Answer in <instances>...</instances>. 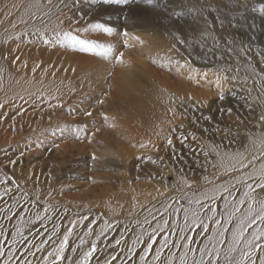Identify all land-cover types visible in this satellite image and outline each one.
Instances as JSON below:
<instances>
[{"label": "rangeland", "instance_id": "374dc122", "mask_svg": "<svg viewBox=\"0 0 264 264\" xmlns=\"http://www.w3.org/2000/svg\"><path fill=\"white\" fill-rule=\"evenodd\" d=\"M65 3L69 7L60 0H0V200L18 195L19 205L43 209L44 227L48 220L73 230L81 219L90 227L102 223L94 233L107 250L117 248L116 259L102 264H131L143 250L141 240L116 239L128 228L125 217L159 199L157 191L176 193L177 178L205 180L214 169L212 146L227 147L245 126L262 120L248 90L256 80L242 74H256L264 93V37L249 36L264 17V0ZM219 10L231 18L217 17ZM211 12L208 32L195 31ZM94 22L116 31L80 35L112 44L113 57L123 53L120 61L40 39ZM233 35L241 37L237 46ZM204 73L214 78L200 77ZM65 126L84 130L77 138L59 131ZM178 198L186 204L185 194ZM201 204L198 213L208 208ZM6 209L0 206V218ZM160 220L166 224L169 217L162 213ZM142 226L138 221L133 229ZM86 238L90 249L93 236Z\"/></svg>", "mask_w": 264, "mask_h": 264}, {"label": "bare ground", "instance_id": "6f19581e", "mask_svg": "<svg viewBox=\"0 0 264 264\" xmlns=\"http://www.w3.org/2000/svg\"><path fill=\"white\" fill-rule=\"evenodd\" d=\"M217 15L222 20L231 18V15L229 16L223 10H219ZM206 18L198 20L194 26L195 31L203 32L207 30L209 20L212 18V12ZM263 21L264 17L257 18L256 22H254L252 28L254 33L249 34L251 38H258L260 35L264 37V25H261ZM229 39L234 46H237L241 41L239 35L230 36ZM261 41L263 42L260 43L261 46H264V38ZM169 43L172 44L171 40ZM249 71L244 72L242 76L244 78L248 77L247 79L251 78L254 81L256 80L253 88L248 90L257 99L255 101L258 109L256 110V114L262 119L264 117V93L262 92L260 94L261 91L259 92L260 87L258 86L257 78H255L256 74L254 77ZM192 74L194 73L190 74L185 72L183 75L185 77L187 75L191 76ZM195 75H192V77ZM202 76L208 78V80L209 78H214L212 75L205 73L200 74V77ZM6 78L9 79L10 76L9 78L6 76ZM262 81H264V76ZM16 89L17 87H13L12 89H6V91L7 93H11ZM238 103L236 100L235 104L237 106L240 105ZM230 143L227 147L218 146L217 144L212 146L211 151L213 153L214 169L210 171L205 180L197 178L195 183V181H181L179 180L180 178H177L178 180H175V184L179 190H176V193H172L173 191L169 193L165 189L155 192L154 195L160 196L159 199L151 201L145 209L143 207H137L138 209H135L136 211L133 215L125 217L129 221L128 228L122 232L119 231L116 239L122 240L126 236L125 239L141 240L139 246L143 250L146 247L145 242H150L149 237L155 236L156 243L153 245V254L148 257L149 264H152L154 249L160 246L159 242L165 237L172 243L161 252L162 260L169 253H173L175 254L176 264H179L180 256L185 251L183 248L184 244H189L190 248L194 249V251L187 253V259L189 261L193 258L198 259L201 255L199 249L205 247L208 249H219L221 264H226L232 258L239 259L240 252L246 250L245 239H251L252 232L256 231L258 227V225H254L248 228L246 222L249 215L248 206L252 204L254 210L252 214L254 215L259 205L248 196H245V193L249 191L247 185L253 184V179L258 180L259 174L262 168H264V119L256 126H245L243 134L237 138H231ZM191 182L193 184L187 185ZM29 187L33 188L32 185H29ZM41 192L46 193L45 190ZM256 192L258 195L264 197V193H261L259 189ZM181 194H185L186 204L179 202L178 197ZM203 201H205L204 205L201 204ZM241 201L244 202L241 203ZM19 204L20 199L18 195H13L6 201L0 200V206L7 208V211L0 218V242H3L0 244V247L5 249V255L0 257V264H3V261L7 258L9 249L15 250L13 253V264H21V258L30 261L31 264H44V257H47L49 253H54V250L59 247L67 230L71 227L70 225H66L61 230L56 227L55 223L49 220L44 227L45 211L43 209L36 207L26 208L23 204ZM199 204L202 205L201 207L208 208L198 213L197 211L200 207L197 205ZM235 209H237V212H235ZM15 210H17L16 213L11 215ZM146 212H149V216L145 214ZM151 213L154 216L153 218L150 217ZM162 213H166L169 217L166 224L160 220ZM192 213H198L197 217L193 218L191 216ZM6 216L8 217V221L4 219ZM80 217L83 218L81 215ZM138 221L143 224V229L139 227L137 228L138 230H134V225ZM89 223L85 219L84 221L81 219L78 221L77 229L73 230L71 235L68 236V247L64 250L65 259L62 261V264H77L81 260L83 253L89 250L85 248V243L88 240L86 237L89 235L93 236L91 240L95 242L94 244L98 248L94 253L99 252L103 255L99 259L92 257L89 264H102L105 257L109 258L114 256L117 248L114 247L107 250L104 244L102 245L103 242L99 237L100 234L94 233L98 232L100 227H104L102 223L94 222L95 225L92 227H90L91 225L88 226ZM204 225H207L206 230L203 227ZM86 228H89L90 231ZM242 228H248V230L244 233L243 237H239L238 234ZM16 236L21 237V243L14 241ZM189 236L194 238V243L182 239V237ZM234 238H238L240 242L235 243ZM176 242H179L181 246L177 247ZM41 245L43 247H40ZM230 248H235L236 251L231 252ZM29 249L31 250L30 252ZM137 249H135V252L140 251ZM25 253L28 254L25 255ZM258 255L259 252H257ZM135 256V260L133 259L134 262L131 264H143L139 258L140 254L137 253ZM53 258L54 256L49 257V259ZM205 258L207 259V256ZM256 264H259L258 259Z\"/></svg>", "mask_w": 264, "mask_h": 264}, {"label": "snow or ice", "instance_id": "6c2138e0", "mask_svg": "<svg viewBox=\"0 0 264 264\" xmlns=\"http://www.w3.org/2000/svg\"><path fill=\"white\" fill-rule=\"evenodd\" d=\"M103 4L106 5H125L128 3V0H101ZM60 3L64 7H69L68 4L65 3V0H60ZM79 0H73V4L71 6L78 5ZM148 3H154V0H148ZM62 11V9H61ZM63 23V21H61ZM95 31V32H102L106 35H112L116 30L113 27L107 26L106 24L100 23V22H94L89 23L84 28H71L68 30H60L55 31L52 39L45 38L43 34H41L40 39L43 41L45 45H49L52 43H55L56 45H59L61 47H66L69 49H72L74 51H79L81 53H89L93 54L95 56H100L104 58H114L118 61L122 59L123 53H120L118 56L113 57L114 53V46L112 44H106L98 42L94 39H88L86 37H83L80 35V33H87L89 31ZM124 35H127V32L125 31ZM125 46H127V42H125ZM219 83V82H217ZM221 99H223V94H221ZM86 115L91 116L92 113L87 112ZM264 119V117H262ZM84 130V126H65L59 131L63 132H70L72 134H75L78 138V134L80 131ZM169 144L172 143L171 139L168 141ZM14 163V162H13ZM254 184V186H253ZM253 184H248L247 187L249 191L245 193V196H248L252 201L257 203L259 205L258 210L255 211V214L253 215V206L252 204H249L248 206V218H247V225L248 228H251L254 225H258L257 230L252 232L251 239H245L246 244V250H243L240 252V258H232L229 259L226 264H256L257 259L259 260V264H264V243H261L262 240H264V197L257 194L256 190L259 189L261 193H264V168H262L259 178L253 179ZM244 201H241L243 203ZM195 216V214H194ZM195 222V219H194ZM219 223V221H217ZM205 230L207 229V225L203 226ZM248 228H242L239 232V237H243L244 233L248 230ZM73 229H68L67 233L64 235L63 240L60 242V245L58 248L54 250V253H49L47 257H44L45 264H62V261L65 259L64 257V250L66 247H68V236L71 235ZM182 239H186L191 243H194L195 240L193 237H182ZM149 241L151 242H145L146 247L143 249V255H140V261L143 262V264H149V261L147 259L148 253L153 251V245L156 242L155 236H150ZM120 241H117V244H119ZM235 243H239L240 240L238 238H234ZM3 242H0L2 244ZM170 242L167 237H165L163 240L159 242L160 246L156 247L154 249V255L152 257V264H176L175 261V254L169 253V255L162 260L161 259V252L168 248ZM222 243V241H221ZM176 246L180 247L181 245L179 242H176ZM35 247V245H33ZM40 247H43L41 245ZM184 253L180 256L179 264H221V261L219 259L220 257V251L219 249L213 248H200V257L193 258L191 261L187 259V253L189 251H194V249L190 248L189 244H184ZM14 251L13 249L8 250L7 258L3 261V264H12L14 260ZM31 250L29 249V252ZM96 251L95 244L92 245V247L86 251L83 254V257L81 260L77 262V264H89V261L93 257V253ZM231 252H235V248H230ZM257 252H259V255L257 256ZM28 253H25L27 255ZM5 255V249L3 247H0V257H3ZM53 259H49V257H53ZM207 256V259L205 258ZM113 260L116 259V257L112 258ZM21 264H31L30 261L23 260L21 258ZM105 264H110V262L105 261Z\"/></svg>", "mask_w": 264, "mask_h": 264}]
</instances>
